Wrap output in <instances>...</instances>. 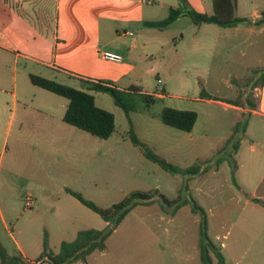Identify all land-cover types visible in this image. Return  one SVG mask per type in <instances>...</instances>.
<instances>
[{"label":"rangeland","instance_id":"rangeland-1","mask_svg":"<svg viewBox=\"0 0 264 264\" xmlns=\"http://www.w3.org/2000/svg\"><path fill=\"white\" fill-rule=\"evenodd\" d=\"M31 1L41 5L44 16L38 18L31 9L23 10L51 28L54 0ZM7 13L0 0V35L1 18ZM163 30L162 39H155L154 48L162 46L169 70L156 68L143 82L145 90L165 95L158 98L148 112H130L129 119L139 140L157 155L181 169L200 164L202 168L208 167L207 171L194 175L171 174L145 158L129 138L126 114L113 103L109 94L103 92L95 94L96 103L114 114L115 131L107 139L90 134L91 139H95L94 145L90 154L78 163L62 157L58 151L54 153L55 165L48 164L40 148L31 147L32 140H23L20 147L13 148L11 138L6 152L0 153V165L29 178L22 193L28 191L38 197L42 194L37 191V179L31 176L33 169L44 177V171L48 169L55 174L56 168L61 170L77 164L83 173L78 182L72 183V190L101 208L119 202L133 190L158 189L170 199L180 193L181 197L193 199L204 210L207 235L219 248L225 264H264V207L253 196L259 192L257 186L264 174V121L247 113L241 115L217 101L222 98L228 102L240 91V102L255 103L253 86L259 84L260 72L251 71L228 84L231 74L241 71L238 50L244 47L243 44L219 42L215 46L218 49L216 56L211 58L207 47L216 35L214 31L200 29L188 16ZM153 31L157 30L153 28ZM196 35L207 42L200 50H193ZM174 37L179 41L176 44L172 41ZM182 65L199 67L183 72L180 70ZM8 70L12 76L14 72L11 68ZM61 79L75 88L85 87L82 80L59 77ZM16 84L17 87H37L30 83L21 67L17 68ZM11 85L12 78L9 77L6 86ZM202 88L212 100H199ZM164 106L197 112L193 129L186 132L163 124L158 114ZM222 157L224 159L218 162ZM230 158L236 163L234 178L239 187L231 178ZM217 168L218 172L215 171ZM7 190L13 193L11 202L5 200ZM44 190L55 193L53 201L32 202L30 207H25L24 194H14L0 180V207L9 218V232L0 224V242L7 252H17L18 242L30 257H37L43 251L46 234L47 251L55 253L61 241H72L79 230L112 226L111 221L104 220L79 202L72 205L69 199L73 198L58 188ZM172 210L168 207L163 212L158 201L148 206H136L107 237L105 248L87 255V264H204L199 249L201 215L191 211L190 203L174 214L170 213ZM208 253L209 264H217L214 252L209 250Z\"/></svg>","mask_w":264,"mask_h":264},{"label":"crops","instance_id":"crops-1","mask_svg":"<svg viewBox=\"0 0 264 264\" xmlns=\"http://www.w3.org/2000/svg\"><path fill=\"white\" fill-rule=\"evenodd\" d=\"M186 1L191 8L199 12L207 14L213 12L212 0ZM180 4V0H54V20L51 28H48L46 23L43 25L39 22L40 19L34 20L23 10V8L31 9L38 18H41L44 16L41 5H36L31 0H3V6L8 13L6 17L1 18L0 35V94L3 98L0 101L1 155L6 152L11 138L13 148L20 147L23 140L30 139L34 143L31 147L36 145L40 148L46 163L55 165L54 153L58 151L62 157H68L69 160L78 163L80 159L90 154L94 145L95 139H91L88 132L71 126L63 120L68 104L66 98L38 86L17 87L16 77L19 67L27 76L33 73L65 84V80H59V77L77 82L79 80L111 81L120 89L138 86L142 92L161 96L158 92L145 90L143 81L156 68L169 70L170 66L161 51L162 46L154 48L155 39L157 41L162 39L164 30L148 26L146 22L165 18L170 7H177ZM262 12H264V0H237L235 15L246 18L247 21L233 27H221L211 23L199 25L200 29L214 31L216 34L207 47L211 58H215L218 51L215 46L219 42L226 44L237 42L244 45L238 50L242 60L239 65L241 71L232 73L231 80H227L228 84L232 79L241 78L243 77L241 75L245 76L264 66V23L256 24ZM181 17L183 16L171 24L176 23ZM153 28L157 31H153ZM172 41L174 44L179 42L177 37L172 38ZM206 43V39L196 35L192 43L193 50H200ZM102 51L118 53L122 56V60L119 62L106 60L101 56ZM198 67L199 65L193 67L182 65L180 70L187 72ZM9 68L14 72L12 76ZM9 77L12 78L11 87L6 86ZM253 90L256 96L254 108H250L248 102L244 100L239 105L225 102L222 98L217 101L224 106L234 108L241 115L247 113L264 121V84L253 86ZM90 92L96 103L97 92ZM237 94L238 92L230 100L235 99ZM204 99L212 100V98H199V100ZM52 157L53 162H51ZM65 165L67 166V163ZM71 165H73L71 168L67 166L68 168L64 167L61 170L54 169L55 174L48 169L44 171L46 173L44 177L40 176L38 170L33 169L31 176L37 179V191L43 195L37 197L33 194V203L53 201L55 193L44 189L58 188L59 191L70 195L73 198L69 199L70 203L76 206V202L79 201L66 189L72 190V183L80 180L83 170L77 164ZM218 170L215 169L216 172ZM0 180L16 195L24 194L25 198L26 194H30L28 191L22 193V189L24 190L30 182L29 178L21 177L15 171L3 169L1 165ZM237 186L239 187L238 183ZM256 191L259 192H255L253 196L264 199V174ZM12 197H14L13 193L7 190L5 200L11 202ZM8 219L0 207V224L7 232H9ZM16 248L17 252L7 253L19 254L25 261L38 258V256L30 257L18 242ZM70 264H87V262L76 260Z\"/></svg>","mask_w":264,"mask_h":264},{"label":"trees","instance_id":"trees-1","mask_svg":"<svg viewBox=\"0 0 264 264\" xmlns=\"http://www.w3.org/2000/svg\"><path fill=\"white\" fill-rule=\"evenodd\" d=\"M181 4L177 7H170L165 18L156 21L146 22V25L163 29L174 22L180 16H188L195 25L203 23H211L221 27H233L241 22L247 21L246 18L235 15L237 0H212L213 12L207 14L199 12L191 8L186 0H180ZM264 23V12L256 21V24ZM260 72L261 78L259 84H264V66L260 69L252 71ZM29 81L31 84L41 87L49 92L62 96L68 100L66 110L64 112L63 120L80 130L88 132L89 134L101 139L109 138L115 131V117L112 112L96 105L95 98L90 91L103 92L111 96L113 103L121 108L126 114L129 122V138L134 146H136L143 156L148 160L156 163L165 171L171 174H196L198 172L207 171L208 167H203L200 164H193L185 169L168 162L161 156L157 155L146 144L141 142L134 132L132 122L129 119L130 112H148L150 106L165 94L160 93L161 96L142 92L138 86H131L127 89H120L116 87L111 81H88L82 80L85 87L75 88L71 85L49 79L37 74L29 73ZM241 92L238 91L237 97L233 100H228V103L239 105L241 99ZM201 98L211 99L212 97L202 88L200 92ZM248 106L254 108L255 103L248 101ZM160 121L168 126L177 128L182 131L190 132L197 120V112L188 109H177L169 106L162 107L158 114ZM235 150L236 147L234 146ZM223 160L219 158L217 161ZM231 178L235 186H237L234 171L236 163L233 158H230ZM72 196H74L81 204L98 214L106 221H111L112 226L105 229H84L76 233L72 241H62L59 250L56 253L47 251V237L44 235L43 251L36 260H47L51 264H70L73 261L81 260L86 262V257L94 250H103L105 248V240L118 226L122 219L138 205H151L158 201L161 209L165 212L166 208L172 207L170 213L176 212L182 206L190 203L191 211L201 215L200 220V259L204 264L210 263L208 251L214 252L217 258V264H225L224 257L219 248L216 247L209 239L206 231V215L204 210L193 200L184 199L181 194H177L175 198H168L160 193L158 189L150 191L133 190L128 193L122 200L112 204L107 208L97 206L91 200L84 198L79 192L71 189H66ZM261 206L264 207V199H255ZM21 255H10L7 253L5 247L0 242V264H27Z\"/></svg>","mask_w":264,"mask_h":264},{"label":"built area","instance_id":"built-area-1","mask_svg":"<svg viewBox=\"0 0 264 264\" xmlns=\"http://www.w3.org/2000/svg\"><path fill=\"white\" fill-rule=\"evenodd\" d=\"M101 56L109 61H115V62H119L122 60V56L118 53L115 52H111V51H102L101 52ZM160 82V80H158ZM25 207H30L32 205L33 202V197L31 194H26L25 196ZM27 264H44V260H32V261H28Z\"/></svg>","mask_w":264,"mask_h":264}]
</instances>
